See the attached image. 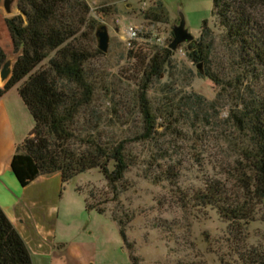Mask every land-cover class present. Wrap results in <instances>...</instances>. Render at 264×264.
<instances>
[{"label":"trees","instance_id":"obj_1","mask_svg":"<svg viewBox=\"0 0 264 264\" xmlns=\"http://www.w3.org/2000/svg\"><path fill=\"white\" fill-rule=\"evenodd\" d=\"M260 7H264V0H214L215 24L204 21L200 37L189 45V57L196 63L209 62L218 41L229 51L230 77L208 74L219 87L215 100L191 94L180 100L185 109L175 106V100H167L160 109L153 106L148 96L150 88L153 81L162 78L174 55L163 47L150 60L141 62L139 133L134 140L106 141L100 130L101 112L93 107L96 87L89 74V63L103 55L94 46L101 26L91 18L90 4L86 0H20L21 13L5 18V23L13 52L22 50V55L11 80L0 87L1 99L18 86L34 121L31 135L18 146L11 160L12 172L20 185L26 187L39 177L55 174L66 184L97 170L113 194L106 204L117 202L128 191V176L138 163L128 145L152 143L164 134L198 136L201 131L215 128L217 140L234 153L232 191L220 180H204L200 187L183 189L181 170L174 164L158 170L155 177L147 173L146 179L167 183L172 190L175 187L173 194L181 209L195 219L209 217L212 224L220 222L227 255L235 262L264 264V251L250 243L249 232L264 208V21ZM151 17L161 20V14L153 12L147 16ZM7 56L0 45V69ZM133 58L141 59L138 53ZM226 107L228 116L222 119L220 109ZM159 118H165V122L159 123ZM181 124L185 130L180 129ZM159 128H164V132ZM146 155H142V164L148 171L155 166L160 169L158 162L171 161L173 156L170 149ZM86 196L89 210L110 214L132 264H143L128 241L130 212L104 208L93 191ZM204 235L209 249L214 248L212 234L207 230ZM219 260L222 262L223 258ZM0 264H33L24 240L1 207Z\"/></svg>","mask_w":264,"mask_h":264},{"label":"rangeland","instance_id":"obj_2","mask_svg":"<svg viewBox=\"0 0 264 264\" xmlns=\"http://www.w3.org/2000/svg\"><path fill=\"white\" fill-rule=\"evenodd\" d=\"M86 1L91 7V18L101 27L107 26L110 32L109 52L89 63L91 81L96 87L93 107L100 110L102 116L100 130L106 141L134 140L142 122L137 104L141 62L150 60L163 46L143 38L134 49H129L125 24L144 28L145 32L149 30L147 34H151L150 28L154 25L155 34L165 38V46H169L173 40L172 29L179 22L178 12L182 10L195 42L200 37L204 21H209L211 26L215 24L212 22L214 0H147L146 5L142 0ZM153 12L161 14L160 21L147 18ZM259 12L264 21V7H260ZM0 45L7 54L13 53L5 17L1 13ZM189 45H181L182 53H173L162 78L153 81L148 96L155 108H163L167 100H175V106L185 109L180 100L191 94L213 101L219 87L208 74L215 73L222 79L230 77L229 51L220 41L206 63H196L189 57ZM94 46L98 48L97 37ZM137 53L140 60L133 58ZM228 112L227 107L220 109V118H227ZM164 119L159 118L158 122L163 123ZM180 129L185 130V127L181 124ZM159 131L163 133L164 128ZM165 135L152 143L128 145L139 165L137 163L132 168L128 176L129 189L117 202L106 204L107 199L112 200L113 194L97 170L86 172L64 185L57 176L46 179L44 182L51 184L44 191L37 183L36 192L38 195L42 193L54 220L50 224L44 223L43 236L30 233L28 237L24 236L33 264H132L110 214L87 208L86 195L91 191L104 208L130 212L128 241L143 264H239L227 255L229 250L225 246L226 236L220 222L212 224L209 217L195 219L181 209L173 194L175 187L172 190L167 183L146 179L147 173L155 177L158 170L176 165L177 170H181L183 189L200 187L204 180H220L232 191L234 153L227 144L217 140L215 128L201 131L198 136L191 133L177 137ZM162 149H170L172 160L161 159L158 162L160 169L155 166L148 171L142 164V155L159 154ZM207 230L215 240L213 250L205 242L204 232ZM249 232L250 243L264 251V208ZM212 251L215 254H211ZM219 258L223 261L220 262Z\"/></svg>","mask_w":264,"mask_h":264},{"label":"crops","instance_id":"obj_3","mask_svg":"<svg viewBox=\"0 0 264 264\" xmlns=\"http://www.w3.org/2000/svg\"><path fill=\"white\" fill-rule=\"evenodd\" d=\"M33 128V118L19 95L18 86L12 87L0 99V207L23 240L29 233L43 236L44 223L50 224L54 220L42 193L36 192L37 183L43 191L51 184L44 182L46 179L57 176L62 183L61 176L55 174L39 177L22 187L13 174L11 160Z\"/></svg>","mask_w":264,"mask_h":264},{"label":"water","instance_id":"obj_4","mask_svg":"<svg viewBox=\"0 0 264 264\" xmlns=\"http://www.w3.org/2000/svg\"><path fill=\"white\" fill-rule=\"evenodd\" d=\"M20 0H0V13L5 18H11L21 13L19 9ZM179 22L172 29L173 40L168 46L173 53H176L181 45H189L195 40L190 28L187 26L185 15L182 10L178 12ZM98 48L103 53H108L110 48V32L107 26L100 27L96 32ZM22 55V50L18 53L8 54L0 69V87L4 88L11 80L15 64Z\"/></svg>","mask_w":264,"mask_h":264},{"label":"built area","instance_id":"obj_5","mask_svg":"<svg viewBox=\"0 0 264 264\" xmlns=\"http://www.w3.org/2000/svg\"><path fill=\"white\" fill-rule=\"evenodd\" d=\"M143 4H147V0H142ZM156 27L154 25L151 26L150 31L151 34H147V32L144 31V28H140L133 24H125V34H126V42L129 49H134L137 46L138 41L145 38L148 39V41L156 43L158 45L165 46V38L159 37L158 34H155ZM145 36V37H144ZM177 52H181V50L178 48ZM182 53V52H181Z\"/></svg>","mask_w":264,"mask_h":264}]
</instances>
